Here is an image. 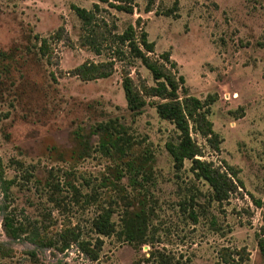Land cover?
Segmentation results:
<instances>
[{"label":"rangeland","instance_id":"1","mask_svg":"<svg viewBox=\"0 0 264 264\" xmlns=\"http://www.w3.org/2000/svg\"><path fill=\"white\" fill-rule=\"evenodd\" d=\"M109 2L134 12L98 0H0V166L13 181L6 193L0 181V264H264L257 239L264 227V0ZM74 7L91 11L93 24L85 25ZM129 25L155 43L152 59L171 54L190 95L217 99L210 119L224 140L222 152L212 151L200 135L192 137L202 160L217 166L226 160L240 170L245 189L229 201L212 200L208 184L190 172V161L175 171L166 148L179 139L173 124L151 105L138 116L128 109L125 75L138 88L155 84L116 40ZM15 48L21 54L13 58ZM107 62L114 64L109 78L74 75L83 64ZM100 124L133 143L124 159L103 156L97 136L89 156L75 165L43 153L45 137L66 147L74 130L86 134ZM145 153L153 156V175L134 188L126 162ZM110 167L126 173L118 188L103 186ZM141 198L146 243L130 244L122 220L129 203ZM105 210L112 211L116 227L110 237L93 229ZM6 213L27 231L19 240L4 231ZM67 228L92 245L102 239L97 261L77 245L62 249ZM31 233L39 234L36 242Z\"/></svg>","mask_w":264,"mask_h":264},{"label":"trees","instance_id":"2","mask_svg":"<svg viewBox=\"0 0 264 264\" xmlns=\"http://www.w3.org/2000/svg\"><path fill=\"white\" fill-rule=\"evenodd\" d=\"M102 3H108L111 7L119 11L133 14L134 8L126 5H113L109 0H98ZM149 8V5H148ZM147 8V9H148ZM77 16L85 25L93 24L94 15L86 9L74 7ZM150 12V9L147 11ZM140 20L138 19L137 24ZM117 42L125 46L132 59L139 60L142 65L151 73L155 82L153 86H135L130 75H125L123 79V90L127 101L128 109L133 115L142 114L143 110L151 105L155 108L157 115L161 120L170 122L179 133L177 143L169 142L166 145L167 151L173 159L174 169L180 172L184 169L185 161H190V172L197 180H203L208 184L212 191V200L223 204L229 201L232 195L239 190H244L245 185L240 178V170L235 166L222 160L221 165H215L212 161L202 160L204 153L202 148L192 137V133L200 135L208 144L209 148L217 154L222 152L223 138L215 131L214 124L210 119L212 105L216 102L214 96H209L204 100L199 99L187 92L185 87V77L179 73L178 65L171 59L169 52L159 55V60L150 57L155 54V43L149 40L148 33L142 31L137 33L133 25H129L121 35L116 36ZM42 46L46 45V39H42ZM90 43L93 42L89 41ZM95 46V45H94ZM93 46V47H94ZM98 52V47H94ZM21 52L15 48L9 56L15 57ZM112 62L103 64H83L79 66L74 75L83 81H95L106 79L112 75L108 67L113 68ZM166 65L170 70H166ZM180 91L183 96H180ZM159 99V101H148ZM72 145L60 146L52 136L43 139V153L54 162L78 164L87 158L92 150V140L94 136L98 138V150L103 156L112 160H122L131 150L133 143L124 141L120 135L113 134L108 127L100 124L97 128L91 127L89 132L82 134L81 130H74L72 133ZM153 156L150 153L139 155L126 162V171L131 175L129 184L134 188H142L143 181L148 180L153 175ZM0 181L3 192H7L13 181L6 180L0 166ZM107 176L103 177V186L118 188L125 177V171L119 167H110ZM144 174V176H143ZM142 176L141 181L137 177ZM71 188L73 185L68 181ZM257 207H261V202L254 199ZM129 210L125 213L122 220V236L125 241L145 244L147 234V216L146 202L139 199L129 203ZM1 212V208H0ZM3 228L6 235L12 240H19L26 229L22 224H17L10 213L3 217ZM94 232L98 236L110 237L116 231L111 210H105L93 222ZM30 238L33 242L39 239L38 233H31ZM258 247L262 258L264 259V227L261 233L257 235ZM62 249L66 250L72 245H77L79 250L87 255L92 261H97L99 252L102 248V239H97L95 244H91L82 238L81 234L74 229H65L61 234Z\"/></svg>","mask_w":264,"mask_h":264}]
</instances>
